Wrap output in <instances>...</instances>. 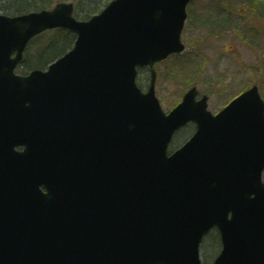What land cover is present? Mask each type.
<instances>
[{
  "label": "water",
  "instance_id": "1",
  "mask_svg": "<svg viewBox=\"0 0 264 264\" xmlns=\"http://www.w3.org/2000/svg\"><path fill=\"white\" fill-rule=\"evenodd\" d=\"M189 2L113 0L87 21L71 2L0 15V264H201L213 227V264H264L257 86L216 115L195 87L168 114L155 95L154 64L185 48ZM54 28L74 32V47L15 75L27 42ZM189 122L195 133L167 155Z\"/></svg>",
  "mask_w": 264,
  "mask_h": 264
},
{
  "label": "rangeland",
  "instance_id": "2",
  "mask_svg": "<svg viewBox=\"0 0 264 264\" xmlns=\"http://www.w3.org/2000/svg\"><path fill=\"white\" fill-rule=\"evenodd\" d=\"M194 1V4L192 2V5H189L188 19L182 33L185 51L156 66L155 93L165 112L175 106L184 92L192 85L197 87L200 95L209 97L208 110L212 113H217L234 96L253 84L258 85L260 93L263 87L264 20L257 15H255V20L247 9L244 11V4L241 0H227V8L232 10L235 24L241 28L243 33L238 34L233 29L223 28H218L214 32L211 29V23L215 20L221 21L226 15L223 13H227L224 10L223 0ZM246 1L252 14L264 13V0ZM193 15H196L199 24L193 19ZM253 25L258 35H263V37L255 36L254 43L251 45V38L255 35ZM187 62L190 63L191 70L196 66V72L189 79V84H185L175 75V69L178 67L177 70H179L184 65L183 63ZM189 71L188 64H185L183 73ZM137 83L143 90L147 88L146 71H139ZM193 131L194 126L191 124L177 131L170 143L169 151L179 147ZM217 245L218 239L214 233L205 237L200 250L202 264H209L215 258Z\"/></svg>",
  "mask_w": 264,
  "mask_h": 264
},
{
  "label": "trees",
  "instance_id": "3",
  "mask_svg": "<svg viewBox=\"0 0 264 264\" xmlns=\"http://www.w3.org/2000/svg\"><path fill=\"white\" fill-rule=\"evenodd\" d=\"M59 1H72L74 16L85 20L101 11L111 0H0V10L9 14H22L50 8ZM74 40L75 36L63 29L40 35L29 44L18 71L25 74L34 68L44 69L52 61L66 53L72 47ZM183 70L184 68L181 71L176 70L175 75L177 78H181L185 84H189V73H183ZM262 85L264 97V76Z\"/></svg>",
  "mask_w": 264,
  "mask_h": 264
}]
</instances>
